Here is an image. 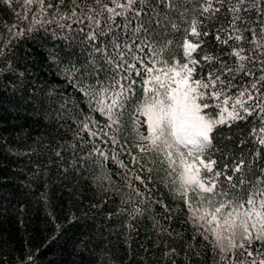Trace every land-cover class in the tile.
Here are the masks:
<instances>
[{
  "label": "trees",
  "instance_id": "trees-1",
  "mask_svg": "<svg viewBox=\"0 0 264 264\" xmlns=\"http://www.w3.org/2000/svg\"><path fill=\"white\" fill-rule=\"evenodd\" d=\"M173 2L176 11L160 5L153 15L183 26L179 13L194 2ZM44 7L41 13L36 3L0 0V264H229L194 227L178 191L180 169L169 168L162 152L138 147L148 145L140 139L147 135V124L136 111L143 102L140 78L133 75L134 94L115 110L118 123L99 111L90 90L99 91L100 82L111 78L107 59L117 55L106 48L110 36L87 38V17L100 6L94 0H45ZM193 16L188 12L185 18ZM157 32L172 39L175 49L179 32L160 26ZM203 39L210 54L234 60L225 54L228 45L211 35ZM140 55L159 67L148 49ZM240 81L247 78L238 76L235 82ZM259 115L257 109L212 134L211 158L234 183L242 174L264 181ZM241 161V172L234 173ZM219 182L227 183L224 175ZM249 250L257 262L264 259V245L254 242ZM241 251L227 254L233 264L252 259Z\"/></svg>",
  "mask_w": 264,
  "mask_h": 264
},
{
  "label": "snow or ice",
  "instance_id": "snow-or-ice-1",
  "mask_svg": "<svg viewBox=\"0 0 264 264\" xmlns=\"http://www.w3.org/2000/svg\"><path fill=\"white\" fill-rule=\"evenodd\" d=\"M25 2L38 4L41 13L47 11L45 0ZM193 2V8L180 11L181 26L171 19H160L159 13L153 15L160 5L176 11L173 0H94L100 7L99 11L91 9L95 15L87 17L91 22L87 38L96 41L98 36H110L106 48H112L117 55L107 59L112 65L111 78L100 82L99 91H90L99 111L106 112L109 120L118 123V119H113L118 116L115 110L122 109L130 94H134L137 81L133 75L139 77L143 102L136 111L147 123V135H140V139L150 141L148 145H138L140 151H160L169 168L180 169L178 191L185 198L193 225L214 250H219L222 261L233 264L227 254L234 257L242 250L241 256L247 253L252 259L235 264H264V259L257 262L255 253L249 250L254 242L264 245V181L247 180L242 174L234 183L233 176L217 170V161L211 158L212 134L218 127L230 128L259 109V132L264 133V59L261 58L264 57L261 51L264 49V4L261 0H187V3ZM47 7L51 8L52 4ZM188 12H194L191 19L185 18ZM72 15L77 14L73 11ZM117 17L121 18L119 24ZM100 18L105 28H101ZM222 20L226 23H221ZM158 26L180 33L175 45L180 50L179 58L172 47L173 40L162 38V33L157 32ZM114 28L119 31L118 35ZM245 33L256 39L246 37ZM209 35L221 45H228L230 52L225 54L234 60L225 61L206 51L203 38ZM245 44L254 47L246 49ZM145 49L149 50L153 65L159 67L145 62L140 55ZM95 51H104L107 56L106 50L96 48ZM238 76L247 78V83L235 82ZM84 127L87 129L88 124ZM252 131L255 134L256 130ZM112 140L116 142L115 137ZM258 142L264 145V136ZM242 167L243 161L232 171L241 172ZM221 175L226 184L219 182ZM190 191L194 194L191 197Z\"/></svg>",
  "mask_w": 264,
  "mask_h": 264
},
{
  "label": "rangeland",
  "instance_id": "rangeland-1",
  "mask_svg": "<svg viewBox=\"0 0 264 264\" xmlns=\"http://www.w3.org/2000/svg\"><path fill=\"white\" fill-rule=\"evenodd\" d=\"M148 142V141H147Z\"/></svg>",
  "mask_w": 264,
  "mask_h": 264
}]
</instances>
